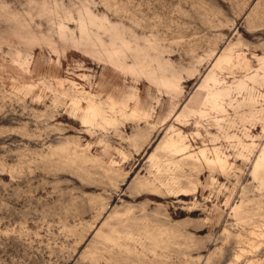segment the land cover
Returning <instances> with one entry per match:
<instances>
[{"label": "rangeland", "instance_id": "obj_1", "mask_svg": "<svg viewBox=\"0 0 264 264\" xmlns=\"http://www.w3.org/2000/svg\"><path fill=\"white\" fill-rule=\"evenodd\" d=\"M0 264H264V0H0Z\"/></svg>", "mask_w": 264, "mask_h": 264}]
</instances>
